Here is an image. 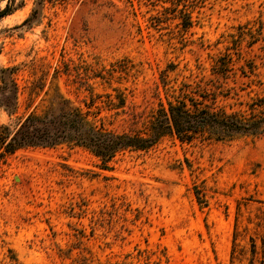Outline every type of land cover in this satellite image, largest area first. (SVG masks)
<instances>
[{"label":"rangeland","instance_id":"rangeland-1","mask_svg":"<svg viewBox=\"0 0 264 264\" xmlns=\"http://www.w3.org/2000/svg\"><path fill=\"white\" fill-rule=\"evenodd\" d=\"M183 93L228 112L264 96V0H14L0 18V264H246L232 238L248 250L264 232V134L164 136L106 163L75 143L4 147L58 94L98 127L144 134Z\"/></svg>","mask_w":264,"mask_h":264},{"label":"trees","instance_id":"trees-1","mask_svg":"<svg viewBox=\"0 0 264 264\" xmlns=\"http://www.w3.org/2000/svg\"><path fill=\"white\" fill-rule=\"evenodd\" d=\"M14 0H8L0 9V18L10 14ZM35 12V11H34ZM29 18L23 22L27 23ZM187 26V25H185ZM202 99L183 93L182 98L168 101L160 106L149 121L144 134L114 133L103 126H96L88 119V113L76 107H68L69 101L58 94L54 98L56 112L50 117L45 113L27 116L18 130L5 144V150L15 151L24 146L53 147L63 143L80 145L103 163L124 149L143 150L151 147L164 136H172L181 142L231 141L237 137L257 138L264 134V96L252 100L246 109L228 112L224 108H215ZM36 128L30 132V123ZM49 125V126H48ZM48 126V127H46ZM237 233L234 231L231 246V262L246 258V264H264V232L257 244L251 239L250 248H238Z\"/></svg>","mask_w":264,"mask_h":264}]
</instances>
